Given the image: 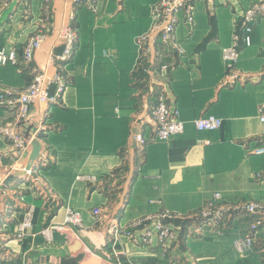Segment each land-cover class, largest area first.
Segmentation results:
<instances>
[{"label":"crops","instance_id":"obj_1","mask_svg":"<svg viewBox=\"0 0 264 264\" xmlns=\"http://www.w3.org/2000/svg\"><path fill=\"white\" fill-rule=\"evenodd\" d=\"M159 1L97 0L91 11L52 0L46 16L45 0H11L0 14V48L15 49L20 58L0 65V95L27 87L33 69L65 78L59 101L31 104L16 127L24 147L0 133V264H264L259 246L246 238L251 223L264 226V211L227 212L218 228H199L197 218L175 220L181 234L167 252L157 238L144 245L117 230L165 210L198 214L216 193L223 204L264 206V154H252L264 144V19L251 44L240 40L232 62L224 50L243 34L241 20L253 0H195L194 27L181 15L177 28L182 53L164 50L168 69L146 78L145 69L136 70L137 41L151 29ZM72 24L78 29L73 57L50 62L63 54L60 32ZM40 29L48 35L27 65L24 47ZM154 82L167 91L185 131L140 152L134 136L152 133ZM50 93L57 94L56 85ZM203 115L221 118L222 126L198 130L194 120ZM13 119V108L0 100V131ZM35 139L41 150L32 166ZM31 205L34 225L19 241L17 225ZM69 209L81 214L83 227L46 239L42 230L63 224Z\"/></svg>","mask_w":264,"mask_h":264},{"label":"built area","instance_id":"obj_2","mask_svg":"<svg viewBox=\"0 0 264 264\" xmlns=\"http://www.w3.org/2000/svg\"><path fill=\"white\" fill-rule=\"evenodd\" d=\"M28 5L30 0H24ZM77 6H84L91 11L97 9V0H71ZM11 0H1L0 14L10 6ZM52 0H45L44 9L46 16L51 15ZM27 10H25V13ZM183 15L185 22L190 28L194 27L195 0H160L153 8L154 22L151 29L138 38L139 60L136 70L145 69L146 78L148 76L156 78L168 65L164 64L162 59L165 56L164 50L169 52L182 53L183 49L178 41L177 28ZM260 19H264V0H253L252 5L248 8L241 20L243 34L234 36V45L225 48L224 56L227 60L236 62L240 55L239 42L242 40L245 44H251V33ZM48 35L45 29L38 30L27 42L23 51V62L30 65L35 50L42 47L43 42ZM60 36L65 42V48L61 56L52 55L50 62H65L70 60L76 49L78 42V29L74 24L63 27ZM18 52L15 49L0 48V65L18 64ZM146 65L148 67L146 68ZM145 80V79H144ZM143 80V81H144ZM52 85L57 86V94L51 95L50 88ZM155 90L152 92V99L149 102V115L152 120V133L148 137L144 132L135 134L134 139L137 148L143 152L146 145L156 140H164L172 136H179L185 131V122L180 118L179 111L172 103L167 91L158 82H154ZM65 78L62 74H56L53 77L47 75L45 71L32 70L30 84L22 90H6V95L1 94L0 100L6 102L13 108L14 119L0 131L1 134L11 138L14 145L24 147L23 138L16 133V127L26 121L29 107L33 103H51L58 102L59 95L64 91ZM260 120L264 123V104L260 107ZM198 130L213 131L222 126V119L214 115H203L194 120ZM32 141L29 142V144ZM252 154H264V144L258 145ZM47 161V160H45ZM221 193H216L213 200L206 202L198 214L191 216H182L172 213L169 210L149 214L140 217L131 222L128 227L118 228L133 240L150 245L154 238L159 241V247L163 252L170 249L172 243H175L181 234V227L173 224L175 220H189L197 218L199 228L204 225L218 228L227 212H245L248 214H257L264 211V206L256 201H244L235 205L221 203ZM94 215L98 219H103L104 214L101 209H95ZM35 207L29 206L21 222L17 225L15 237L23 241L30 233L34 225ZM83 227V218L75 210L69 209L66 220L63 224H49L41 234L48 240H52L55 232H62L67 227ZM201 226V227H200ZM183 230V229H182ZM263 230L261 221L250 224L247 241L261 249L264 257V234L261 239L258 233ZM187 235H195L196 230L190 232L186 229ZM198 232V231H197Z\"/></svg>","mask_w":264,"mask_h":264},{"label":"water","instance_id":"obj_3","mask_svg":"<svg viewBox=\"0 0 264 264\" xmlns=\"http://www.w3.org/2000/svg\"><path fill=\"white\" fill-rule=\"evenodd\" d=\"M33 152H32V166L34 165V162L36 159L39 157L40 150H41V145L38 139H35L33 142Z\"/></svg>","mask_w":264,"mask_h":264}]
</instances>
